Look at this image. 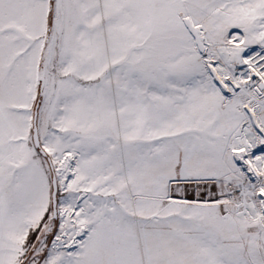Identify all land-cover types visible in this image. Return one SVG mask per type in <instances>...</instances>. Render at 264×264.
I'll return each instance as SVG.
<instances>
[{
  "label": "snow or ice",
  "instance_id": "obj_1",
  "mask_svg": "<svg viewBox=\"0 0 264 264\" xmlns=\"http://www.w3.org/2000/svg\"><path fill=\"white\" fill-rule=\"evenodd\" d=\"M0 264H264V0H0Z\"/></svg>",
  "mask_w": 264,
  "mask_h": 264
}]
</instances>
